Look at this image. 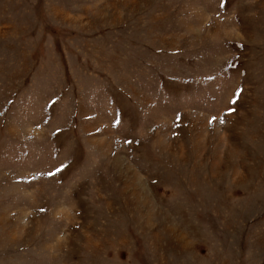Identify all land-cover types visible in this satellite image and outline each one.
I'll return each mask as SVG.
<instances>
[{"label":"rangeland","instance_id":"1","mask_svg":"<svg viewBox=\"0 0 264 264\" xmlns=\"http://www.w3.org/2000/svg\"><path fill=\"white\" fill-rule=\"evenodd\" d=\"M0 264H264V0H0Z\"/></svg>","mask_w":264,"mask_h":264}]
</instances>
